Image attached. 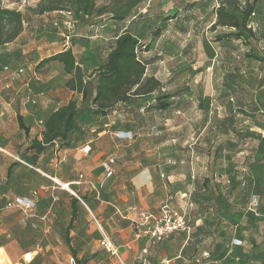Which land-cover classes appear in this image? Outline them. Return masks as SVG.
Instances as JSON below:
<instances>
[{
  "label": "rangeland",
  "instance_id": "obj_1",
  "mask_svg": "<svg viewBox=\"0 0 264 264\" xmlns=\"http://www.w3.org/2000/svg\"><path fill=\"white\" fill-rule=\"evenodd\" d=\"M38 1L22 3L20 0H0L1 7L15 3L8 8L18 9L23 14L24 42L29 43L30 47L34 46L29 56L35 61L74 45L73 40L77 39L71 38L66 45L62 37L65 30L60 21L64 20L67 11L57 12L59 14L55 20L60 24L58 28L52 25L50 18H46L41 20L42 26L35 29L37 16L31 10ZM239 1L243 4L245 0ZM257 1V11L249 22L254 38L247 45L235 40L216 41L218 34L230 32L226 28L213 27L214 10L219 0H140L124 21L111 19V11L118 9L121 2L96 0V6L104 7L108 13L99 18L83 19L90 33H82L86 37H78L83 40L78 42V48L83 46L84 41L93 44L102 38L109 39L110 27L118 24V31L124 28L146 44L139 54L149 62L145 76L159 81L164 89L137 99L138 105L143 107L151 98L175 93L177 97L171 101L175 102V109L158 114L155 118L141 113L140 118L135 114L121 119L128 120L132 125L133 121L139 123L136 130L142 141L143 158L153 154L151 143L174 140V143L160 147L161 155L181 159L183 164L180 166L184 171L185 161L190 167L191 156L199 155L198 161H195L199 172H203L201 169L205 167L199 177L201 189L182 197L179 191H166L159 206L168 196H173L176 204L188 199L193 207L187 216L189 214L190 219L203 216L215 230L219 227L215 226L216 219L220 218L222 223L230 219L232 226H235L234 235L247 239L252 249L250 253L257 256L254 264L264 263V159H261L264 154V107L261 106L264 101V0ZM76 26L71 36L77 33ZM156 30L158 36L154 38L152 35ZM7 54L12 55L13 52ZM8 55L0 53L2 61H6L0 67L1 73L4 72V64L11 61ZM52 71L59 72V69L53 67ZM225 118L227 120L223 126ZM150 121L156 122L149 125ZM13 162L16 165L7 176L10 195L0 199V206L16 197L19 189L25 191L37 180L27 173L32 169L20 156ZM9 164L10 161L0 160V171L3 172ZM25 182H29V185L25 186ZM182 192H185V185ZM253 193L260 198V217L257 220L243 211L248 197ZM46 195V199L41 201L43 212L53 203L54 197H60L55 192ZM65 209L64 199H59L52 204L45 222L40 223L36 217L13 208L11 216L4 219L8 222L7 227H0V230L10 234L5 243L18 250L34 251L30 264H71L72 255L65 244L64 224L68 222ZM95 219L99 221L96 216ZM95 219L85 204L78 200L77 217L69 238L76 253L86 249L85 257L79 259V264L119 262V258L102 248L100 242L105 235L99 230ZM27 221L31 223L29 228L22 226V222ZM103 253L111 261L102 257ZM243 255L245 257L246 253ZM23 257H13L12 262L8 263L3 253L0 264H26ZM25 258L29 260V257ZM191 263L192 258L185 261V264Z\"/></svg>",
  "mask_w": 264,
  "mask_h": 264
},
{
  "label": "crops",
  "instance_id": "obj_2",
  "mask_svg": "<svg viewBox=\"0 0 264 264\" xmlns=\"http://www.w3.org/2000/svg\"><path fill=\"white\" fill-rule=\"evenodd\" d=\"M58 14L51 12L36 15L37 23L34 28L41 27V20L46 18H50L53 23ZM76 25L77 33L74 38L77 39L73 40L74 45L68 47L71 48L76 64L83 71L86 81L89 74L105 62L116 35L124 28L118 31V24H113L110 27L109 39L102 38L93 44L84 41L83 46L78 48V42L83 41L78 37H86L82 36V33L90 32L83 21H78ZM24 27L23 21L22 33L12 43L0 48V53L6 56L7 53L13 52L8 55L7 58L11 61L4 64L3 70L6 67L13 71L23 70L13 79H8L5 71L0 72V160L10 161L6 169L0 171V199H6L10 195L7 176H10L12 169L8 174V168L16 163L13 161L18 160L20 156L21 160L31 167L29 169H32L27 170V173L37 178L34 185L24 183L25 186L29 185L27 190H18L16 197L26 198L34 203V207L28 210L18 208L22 214L36 217L40 223L45 222L52 204L63 198L65 212H68V222L64 224L66 229L71 217L72 198L81 201L93 219L95 216L99 219H95L99 230L117 247L121 264H185L188 258H192L196 264H254L253 253H250L252 249L247 239L234 235L235 226H232L230 219L227 222L223 220V223L220 218L216 219L215 226L219 227L215 230L207 224L203 216L190 219L188 214L189 233H175L155 245L148 237L136 235L132 222L137 218L138 211L157 212L164 192L179 191L182 197L187 193L191 195L195 189H201L199 177L205 167L200 173L198 164L195 163L199 155L191 156L190 167L185 161L184 171L179 163L181 159L175 160L171 159V156L160 154L162 145L174 143V140H167L151 143L153 154L143 158L142 141L138 138L136 130L139 123L135 124L133 121L132 125L121 117L137 114L140 118L141 113H144L149 118H155L158 114L167 112L117 104L105 116L89 115L88 112H92L94 108L89 101L82 103L80 94L65 88L69 76L60 72V64L50 62L36 69L38 63L49 56L38 61L30 58L29 53L34 46L25 44ZM90 43L91 46L88 47ZM4 62L0 58V67ZM53 67H57L59 72L52 71ZM69 101L76 102L79 113L67 140H56L43 153L35 156V152L28 149L31 142L41 141L47 117ZM150 122L149 125H152L156 121ZM87 150L88 152H85ZM34 158L36 159L33 160ZM146 158L149 160L144 162ZM110 159L113 160L112 174L106 178L103 164ZM184 185L185 192H182ZM33 192H36V195H33ZM49 192L60 194V197H54L53 203L43 212L41 201L46 199V193ZM6 203L7 201L4 206L2 203L0 206V227H7L8 222L4 219L11 216L13 208H17H7ZM77 207L78 203L75 205L76 217ZM133 208L135 210H132ZM30 224V221L22 222V226L27 225L28 228ZM0 233H3V236H0V255L4 253L8 263L12 262L13 257L24 256V262L30 264L34 251L10 247L5 243L10 234L2 230ZM85 253L86 249L81 253L77 252V258L85 257ZM25 256L29 257V260H26ZM102 257L110 260L105 253ZM111 262L120 264L115 260Z\"/></svg>",
  "mask_w": 264,
  "mask_h": 264
},
{
  "label": "trees",
  "instance_id": "obj_3",
  "mask_svg": "<svg viewBox=\"0 0 264 264\" xmlns=\"http://www.w3.org/2000/svg\"><path fill=\"white\" fill-rule=\"evenodd\" d=\"M117 1L121 2V5L118 9L111 11L113 21H124L140 3V0ZM257 2V0H245L241 4L239 0H219V4L214 10L213 27L226 28L230 32L218 34L216 41L227 39L240 41L246 45L249 44L254 38V32L249 26V22L257 11ZM31 11L35 15L67 11L75 24L88 17L99 18L108 13L104 7L96 6V0H39ZM23 21V14L20 11L0 6V48L12 43L22 33ZM152 36L154 38L158 36L157 30ZM71 38H74V36H70ZM144 48H146L144 42H141L137 36L124 29L116 35L113 47L109 51L105 62L91 72L86 81L84 80L83 71L76 64L70 47L43 59L38 63L36 69L50 62L60 64L63 73L69 76L65 82V88L80 94L82 103L89 101L94 108L92 112H88L89 115L105 116L117 104L139 108L141 105H138L137 99L152 95L163 88L159 81L153 77L146 78L145 76L149 62L139 56L141 49ZM174 97H177L175 93L161 94L160 97L151 98L143 107L159 112H169L175 109V102H171L175 99ZM261 106L264 107V101ZM78 113L79 108H77L75 101H69L66 105L56 109L44 122L41 141L33 140L28 149L33 150L36 156L53 145L54 141H66ZM226 120L227 118L223 120V126H225ZM20 126L24 129L22 124ZM225 131L227 132V130ZM261 159H264V154ZM15 165L16 163L9 166L8 174ZM253 195L258 198L256 212H247L246 206L243 211L245 215H250L257 220L260 217V198L255 193ZM77 203L78 200L72 198L71 217L65 229V244L71 252V258L75 264H79V259L70 245L69 232L76 217L75 205ZM261 257L262 255L259 258ZM253 259L257 261L258 258L253 256Z\"/></svg>",
  "mask_w": 264,
  "mask_h": 264
},
{
  "label": "built area",
  "instance_id": "obj_4",
  "mask_svg": "<svg viewBox=\"0 0 264 264\" xmlns=\"http://www.w3.org/2000/svg\"><path fill=\"white\" fill-rule=\"evenodd\" d=\"M7 1V0H6ZM22 3L29 1L37 2L38 0H20ZM8 4V3H7ZM15 3H9L7 7L14 6ZM10 9V8H8ZM13 9V8H12ZM17 10L18 9H13ZM64 20L60 21V24L64 28L65 32L62 34V37L65 40V44L69 43L71 34L73 33V28L75 21L72 19L70 13L65 14ZM59 22L57 20L53 21L52 25L55 28L59 27ZM4 71L7 73L8 79H13L14 77L20 75L23 70H10L9 68H4ZM118 137V136H117ZM85 152H88L85 151ZM113 160L110 159L103 164V169L105 171V177H110L112 174L111 165ZM183 164V162H179ZM175 164V162H172ZM163 177V175H161ZM33 195H36V192H33ZM174 205V206H173ZM7 208L17 207L20 209L28 210L34 207V203L26 198L16 197L13 200L5 204ZM193 207V204L190 200L185 199V201L180 202L176 205L173 196H168L165 201L161 203L157 212H147L140 211L138 212L137 218L132 222V227L136 232L137 236H146L152 244H158L164 240H167L170 236L175 233H189L190 226L187 221V212ZM258 207V198L256 195L251 194L248 198L246 205V211L255 213ZM132 210H135L133 208ZM102 248L108 252L111 256L119 258V252L117 247L106 237L103 236L100 242ZM71 264H75L74 260L70 259ZM166 264V263H162Z\"/></svg>",
  "mask_w": 264,
  "mask_h": 264
}]
</instances>
